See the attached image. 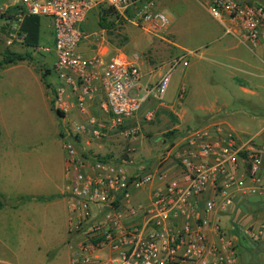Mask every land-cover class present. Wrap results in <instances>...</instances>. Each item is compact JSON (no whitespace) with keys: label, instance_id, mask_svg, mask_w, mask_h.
<instances>
[{"label":"built area","instance_id":"obj_1","mask_svg":"<svg viewBox=\"0 0 264 264\" xmlns=\"http://www.w3.org/2000/svg\"><path fill=\"white\" fill-rule=\"evenodd\" d=\"M102 8L153 36L168 25L155 0H17L0 8L9 48L22 44L25 17L49 20L57 78L52 105L63 118L75 111L80 119L59 133L65 157L69 264H236L233 228L223 229L220 217L234 193L252 196L259 191L264 145H256L253 138L240 141L232 131L210 125L189 131L173 144V169L136 168L132 173L126 164L78 152L84 141L102 148L111 139H135L143 104H161L172 72L187 67L186 59L193 55H177L156 82L143 86L136 56L81 51L87 38L83 25L92 11ZM206 9L224 35L248 45L259 42L264 0H208ZM32 51L49 49L38 46ZM180 92L181 98L184 89ZM153 117L147 110L141 120ZM156 183L145 203L131 204L134 194ZM244 234L254 242L264 240V222L246 227Z\"/></svg>","mask_w":264,"mask_h":264},{"label":"rangeland","instance_id":"obj_2","mask_svg":"<svg viewBox=\"0 0 264 264\" xmlns=\"http://www.w3.org/2000/svg\"><path fill=\"white\" fill-rule=\"evenodd\" d=\"M15 1L0 0V8L10 6ZM155 1L157 8L168 19L166 29L158 32L157 36L117 18L114 27L100 28L98 21L101 14L97 10L89 14L83 25L87 38L80 46L81 51L84 54L97 50L107 51L109 55L122 53L130 59L136 56L143 86L148 82H156L164 74L167 63L177 55L193 53L186 59L187 67H177L172 72L161 98L160 103L171 110L159 106L153 100L147 101L140 113L146 105H151L148 109L154 112V117L151 121L140 123L141 130L135 139H111L102 148L97 144L86 145L84 141L78 148L83 156L110 155L112 162L127 164L124 168L128 173L136 168L147 172L151 165L154 167L162 161L171 148V142H179L193 129L218 124L216 120L227 123L238 135H253L263 126L262 121L248 118L253 100L239 89L241 84L237 77L234 78L237 72L232 63L214 51L223 40L234 38L224 35L221 25L208 14V0ZM109 20L114 19L112 17ZM5 24L6 20L0 18V29ZM4 36L0 31V55L9 49ZM16 44V52H31L33 60L23 63L36 69L39 75L42 68L49 70L46 82L50 84V89L45 85L43 87L36 76L27 70L12 67L11 71L0 74V151L9 148L13 151L12 146H21L22 151L30 150L39 156V161L31 162L20 158L17 165L10 159L11 156H5V160L0 161V191L3 192V195L0 193V205L4 207L0 211V264H66L65 246L49 251L38 249L32 243H25V247H21L18 237L27 232L26 227L14 220L12 211L6 209L17 204L10 200L15 201L18 195V183H23L28 175L40 177L39 163L46 162L52 150H60L64 154L59 133L71 129L72 124L80 120L75 111L63 118L55 112L51 115L48 109V102L51 106L53 99L51 89L57 84L53 71L55 52L49 20L41 18L39 42V47L48 48L49 52H34ZM239 48L247 52L244 47ZM150 72L153 73L151 76ZM181 89L184 92L180 98ZM170 131H175L172 139L165 137ZM24 188L26 192L31 190L30 185ZM148 189L147 185L139 196L144 197ZM50 190L48 188L46 192ZM43 208V204L28 202L21 212L40 211ZM35 215L41 217V214ZM257 257L263 263V256Z\"/></svg>","mask_w":264,"mask_h":264},{"label":"crops","instance_id":"obj_3","mask_svg":"<svg viewBox=\"0 0 264 264\" xmlns=\"http://www.w3.org/2000/svg\"><path fill=\"white\" fill-rule=\"evenodd\" d=\"M233 38L234 40H223L218 47L214 48V51L232 63L234 70L237 72V76L234 78L237 77L241 84L239 85V89L243 93L251 96L253 100V108L250 115H248V118L252 119L251 121H262L263 126L261 130L253 135L247 133H241V135H238L223 121L216 120L219 123L213 125H219L232 131L240 141L244 142L247 139L253 138L256 145H264V27L262 29L260 40L256 45H248L238 37ZM16 45L22 46L19 43ZM239 46L244 47L247 52L241 50ZM14 47L16 46L14 45L9 49H13L12 51L16 52ZM12 67H16L19 70H27L32 75L36 76V79L42 84L38 71L23 62L7 67L0 71V74L11 71ZM149 106L151 105H146L144 111L139 113L138 122L141 123L143 121L141 120V117H143L144 113L149 110ZM159 106L171 110V108L165 107L162 104H159ZM48 109L52 115L53 112L49 102ZM12 147H14L13 151L10 148L8 150L0 151V161H4L5 156H11L10 159H13L16 165L20 158H23L28 162L33 160L39 161V156L32 153L30 150L22 151L21 146ZM14 149H16V151H14ZM27 149H31V147H28ZM8 152L9 154H7ZM170 152V149L166 152V156L160 161V165H154V167L151 165L147 171H155L156 168L161 170L173 169L176 159L174 156L170 157ZM39 166L41 171L40 177H30L28 175L23 183H18L17 187L20 190L17 192L18 195L14 199L15 201L7 199L12 203L17 204L13 205L10 209H6L12 211L11 216L14 220H17V222L21 223L23 227H26L27 232L18 237V242L21 247L24 248L25 243H32L36 245L38 249L43 248L49 251L65 246V260L66 264H69L71 248L67 235V203L63 195L65 186L63 184V182H65V157L63 152L56 149L52 150L48 160L44 163H39ZM170 175L174 176L175 173L170 171ZM29 185L31 186V190H27L28 192H26L24 187ZM156 186H158V183L152 188L149 187L144 197L139 196V194H134L131 198V204H137L140 202L145 203L147 201V195ZM48 188L51 190L46 192V189ZM0 193L3 195L2 191H0ZM27 196L57 197L48 202H36L44 205V208L40 211L21 212L28 204V202L26 203L22 200L23 197ZM209 196H211V194H209ZM31 202L34 201H30L29 203ZM3 210L4 207L1 206L0 211ZM35 214H41V217H38ZM220 219L223 229L231 230V228H233V234L236 238V264H264V240L254 242L244 234V229L246 227L252 225L256 226L264 222V171L260 172V186L257 194L247 196L242 195L241 193H234L230 198L227 212L221 215ZM135 221H140V217L136 218ZM259 255L263 256V260L261 259L263 263L258 261L257 256Z\"/></svg>","mask_w":264,"mask_h":264},{"label":"trees","instance_id":"obj_4","mask_svg":"<svg viewBox=\"0 0 264 264\" xmlns=\"http://www.w3.org/2000/svg\"><path fill=\"white\" fill-rule=\"evenodd\" d=\"M246 2H250L252 0H245ZM98 13L101 14L100 20L98 21V25L100 26V28H112L114 27V23L116 20V16L113 14L112 10L109 8H102L101 10L98 11ZM114 20H109L110 18H112ZM0 18H3V16H1ZM40 26H41V19L37 18V17H25L23 19V22L21 23V27L20 30L22 33H24V37L22 40V46L26 49L29 50H33L34 48L39 46V42H40ZM1 32L4 33V35H6V29L5 26L1 27L0 29ZM1 59H0V71L6 69L9 66L12 65H16L20 62H24V61H32V55L31 52L29 51H25L24 53H19V52H15L12 51L10 49H5L2 53H1ZM49 74V70L48 69H44L42 68L40 71V79L43 85H45V87L47 89H50V84H48L46 82V76ZM51 110L52 112H55L58 116L62 117L63 114L59 111H56L52 105V100H51ZM175 135V131H170L168 133L165 134L166 138L172 139ZM170 146L172 147L173 144L172 142L170 143ZM110 155H105L103 157H99L100 160L102 161H111L110 159ZM57 196H50V197H44V196H27V197H23V202H30V201H34V202H48L53 200L54 198H56ZM1 206V205H0Z\"/></svg>","mask_w":264,"mask_h":264}]
</instances>
